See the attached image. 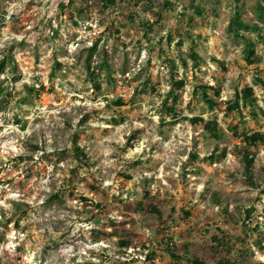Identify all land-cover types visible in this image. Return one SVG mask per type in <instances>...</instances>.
Wrapping results in <instances>:
<instances>
[{
	"label": "rangeland",
	"instance_id": "rangeland-1",
	"mask_svg": "<svg viewBox=\"0 0 264 264\" xmlns=\"http://www.w3.org/2000/svg\"><path fill=\"white\" fill-rule=\"evenodd\" d=\"M61 1L0 0V60L6 59L0 72V264H146L145 250L138 247L125 259L110 228L95 238L92 229L112 217L131 219L140 246L157 235L160 219L176 238L188 225L218 224L233 235L247 234L252 264H260L264 143L254 148L255 184H250L240 138L229 126L243 115L240 131H264V86L246 64L243 38L229 29L239 9L243 21H258L256 0H197L205 12L196 14L191 25L179 16L188 2L180 0L183 7L175 3L163 9L153 29L142 23L146 15L126 1L120 11L132 10L133 18L113 10L104 23L96 22L101 16L94 8L85 16L76 4L63 10ZM111 23L118 32L105 28ZM179 33L184 36L180 45ZM240 33L257 34L252 28ZM193 40L200 66L187 58ZM259 54L264 79L262 43ZM165 58L174 60L173 69ZM104 60L108 66L100 68L96 88L88 63L92 68ZM179 78L186 81L179 115L163 122L162 100ZM245 83L254 87L257 102L226 113L227 101ZM204 84L219 88V93L208 89L214 107L202 97ZM119 97L127 103L116 105ZM193 115L217 119L220 136L186 118ZM75 136L86 160L74 156ZM191 151L199 157L188 168ZM214 151L217 156L208 158ZM146 190L161 216L135 217L134 204ZM251 205L255 214L244 224ZM182 209L190 211L186 219ZM161 264L188 262L176 263L166 254Z\"/></svg>",
	"mask_w": 264,
	"mask_h": 264
},
{
	"label": "trees",
	"instance_id": "trees-1",
	"mask_svg": "<svg viewBox=\"0 0 264 264\" xmlns=\"http://www.w3.org/2000/svg\"><path fill=\"white\" fill-rule=\"evenodd\" d=\"M126 1V4L134 6L140 9L146 16L143 19L142 23L148 28L153 29L154 26L162 20V11L166 8H172L177 4V8H182L183 4L178 7V1L180 0H63L60 2V6L66 9L68 6L73 7L74 4L77 5L79 12H85V16L89 14L91 9H95L99 12L98 15L101 17L96 22H106L108 18V14L113 10L115 13L119 12L123 16L126 15L127 18H133V11L130 10L128 14L120 11V2ZM239 1V0H237ZM188 9L192 10V14L188 15ZM254 11L257 15L258 21L254 23H247L241 19L238 13H240V9L237 10L231 17V22L229 25V29L236 35L241 36L245 43L244 46V59L246 61L247 66H252L254 69L255 82H260L264 86V79L261 76L263 71V67L260 64H257V60L260 59L261 55L259 54V43L264 45V0H256L254 5ZM180 15L183 17H187V23L191 25L195 18L196 14H204L205 7L202 1L197 0H188V2L184 5V9H180ZM5 16V13H3ZM184 17V18H185ZM5 18V17H3ZM76 22V21H75ZM105 28L109 30L114 28L117 32L119 29L115 28L114 24L106 25ZM252 28L257 34L256 38H252L248 35L240 33L241 29H249ZM52 33H57L55 28L52 29ZM178 45L182 44L184 36L182 33H179ZM167 38L171 41L173 39L172 33H167ZM195 40H193V44L190 46L189 51L187 53V58L192 59L195 62L196 66H200V61L202 58L200 57L198 51L196 50ZM97 47V41L91 47V51L95 50ZM182 63L187 65V58L181 57ZM12 60V59H11ZM164 60H168L171 63L172 69L175 67V62L172 59L165 58ZM6 65V59L0 60V72L4 70ZM108 66L107 61H103L99 66H94L91 68L90 63H88V68L90 70V76L94 80V84L96 88H100L101 84L97 79V76L100 74V68H105ZM186 81L184 78L174 79L172 82V87L168 92L166 98L162 100V121L167 117L175 118L179 115V106L178 103L180 101V89L184 87ZM202 87V97L210 106L214 107L216 105V99L212 97L208 93L209 88H214L212 85L204 84ZM215 93H219V88H214ZM170 97V98H169ZM257 102V96L255 94L254 87L245 83L241 89H237L235 96L232 99L227 101L226 105V113H229L231 110H239L244 106L250 105L253 107ZM127 101H125L122 97H119L116 101V105H124ZM262 112L264 109L261 108ZM252 113L256 116L257 112L252 109ZM85 114L82 118H86ZM243 115L239 116L237 121L231 123L230 129L240 138L241 146L240 150L242 152V158L244 161V174L246 179L250 184H255L253 178V168H254V160H255V150L254 148L258 146L259 143H264V131L254 130V131H240L239 130V122L243 121ZM193 123L203 124L204 129L209 130L211 134L215 137L220 136L219 124L217 119H209L206 120L203 116L193 115L191 117H186ZM135 134H132L128 137L127 142H131L133 140ZM73 150L74 156L79 161L86 160L88 155L84 147L79 145L77 142V136L74 138ZM217 156V151L211 152L208 155V158H214ZM199 155L197 151H191L188 157V160L185 162L186 167H193V162ZM84 200L88 201L87 198L84 197ZM102 206L101 203H96V207ZM175 208L172 207L170 210L171 214L174 212ZM182 216L184 219L190 215V211L186 209H182ZM135 216L138 218L144 213H153L158 217L161 216V212L156 204L153 203V199L151 196V192L146 190L144 193L143 199L137 201L133 207ZM132 211V212H133ZM256 208L254 206H249L245 210V216L243 219L244 224H249L252 217L254 216ZM161 218V217H160ZM258 220V219H257ZM259 221V220H258ZM257 221V222H258ZM160 225L157 228V235L151 237L150 243H146V245L142 244L137 245L134 233L131 230V219H118L116 217H112L105 221L102 219L101 228L92 229V233L95 238L99 234L105 233L107 228H110V234L119 236L117 244L120 249L124 252L123 254L131 252L134 248L138 247V249L145 250V260L146 264H161L163 263V258L167 254L170 258L174 259L176 263H180L183 260H186L188 264H252L253 251L249 247H247V234L237 235L231 234L227 230L219 227L218 224L215 225V228H212V225L206 223L202 226H193L188 225L185 229V233L182 232L181 237H174L168 235L166 233L167 225H164L166 222L164 219H160ZM166 224V223H165ZM256 228L259 227V224L256 223ZM199 238V240H194V237ZM134 251V250H133ZM135 256V254H132ZM264 255V253H263ZM139 256V255H138ZM260 264H264V259Z\"/></svg>",
	"mask_w": 264,
	"mask_h": 264
},
{
	"label": "built area",
	"instance_id": "built-area-1",
	"mask_svg": "<svg viewBox=\"0 0 264 264\" xmlns=\"http://www.w3.org/2000/svg\"><path fill=\"white\" fill-rule=\"evenodd\" d=\"M130 199H132V197H130ZM126 255H127V257H124L125 259H131L132 255H130L129 253H126ZM116 256L119 257L118 254Z\"/></svg>",
	"mask_w": 264,
	"mask_h": 264
}]
</instances>
